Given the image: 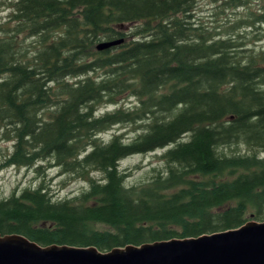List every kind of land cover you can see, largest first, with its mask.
<instances>
[{
    "label": "trees",
    "instance_id": "trees-1",
    "mask_svg": "<svg viewBox=\"0 0 264 264\" xmlns=\"http://www.w3.org/2000/svg\"><path fill=\"white\" fill-rule=\"evenodd\" d=\"M7 1L0 141L12 145L0 170L57 168L87 187L62 200L42 183L12 191L0 236L106 253L264 222V51L197 26L198 0ZM262 9L247 27L264 28ZM103 106L115 108L97 115ZM116 125L140 132L105 142ZM240 144L252 153L225 154ZM163 149L162 172L125 185L122 160Z\"/></svg>",
    "mask_w": 264,
    "mask_h": 264
},
{
    "label": "rangeland",
    "instance_id": "rangeland-1",
    "mask_svg": "<svg viewBox=\"0 0 264 264\" xmlns=\"http://www.w3.org/2000/svg\"><path fill=\"white\" fill-rule=\"evenodd\" d=\"M244 7L232 8L229 0H198L194 9V20L197 26L216 36V38H232L234 41L243 44V49L258 53L264 51V28L255 25L252 28L245 24L249 18V12L255 15L263 10L264 0H242ZM11 4L7 0H0V24L11 25L9 15ZM33 40H25L29 45ZM121 99L119 104L124 108H131L135 104L134 99ZM126 105V106H125ZM115 107H99L97 115L107 111H113ZM140 131L129 125H116L103 133L100 137L108 141L113 135H122L125 142L132 140ZM11 142L0 141V163L6 151L11 150ZM165 149L157 150L145 155H135L122 160L119 163L120 171L128 175L125 185L130 187L147 182L155 171L162 172L164 164L160 156ZM227 155L250 154L252 153L243 144L224 148ZM264 157V154H258ZM92 177L99 180V173L92 174ZM42 183L47 187L56 200H62L79 194L87 187L86 181L61 173L57 168L46 169L44 174H35L28 169L6 168L0 170V200L9 197L12 191L21 190L26 187L35 188ZM250 222V221H249Z\"/></svg>",
    "mask_w": 264,
    "mask_h": 264
},
{
    "label": "water",
    "instance_id": "water-1",
    "mask_svg": "<svg viewBox=\"0 0 264 264\" xmlns=\"http://www.w3.org/2000/svg\"><path fill=\"white\" fill-rule=\"evenodd\" d=\"M123 40L100 43L102 51ZM0 264H264V222L198 238L127 246L101 253L94 247H41L21 235L0 236Z\"/></svg>",
    "mask_w": 264,
    "mask_h": 264
},
{
    "label": "bare ground",
    "instance_id": "bare-ground-1",
    "mask_svg": "<svg viewBox=\"0 0 264 264\" xmlns=\"http://www.w3.org/2000/svg\"><path fill=\"white\" fill-rule=\"evenodd\" d=\"M23 42V41H22ZM262 53V52H261ZM132 100V99H131ZM126 106V105H125ZM110 107V106H109ZM114 107V106H113ZM134 126V125H133ZM123 138V137H122ZM104 140V139H103ZM103 143V142H102ZM86 180V179H85ZM89 183V182H88Z\"/></svg>",
    "mask_w": 264,
    "mask_h": 264
}]
</instances>
